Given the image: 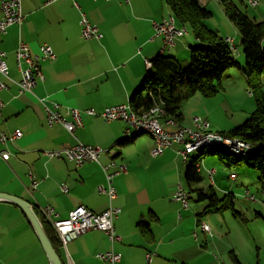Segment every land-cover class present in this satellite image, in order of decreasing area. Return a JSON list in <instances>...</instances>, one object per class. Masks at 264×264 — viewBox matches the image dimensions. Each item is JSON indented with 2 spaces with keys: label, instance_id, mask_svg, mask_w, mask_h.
Returning <instances> with one entry per match:
<instances>
[{
  "label": "crops",
  "instance_id": "0c3cea01",
  "mask_svg": "<svg viewBox=\"0 0 264 264\" xmlns=\"http://www.w3.org/2000/svg\"><path fill=\"white\" fill-rule=\"evenodd\" d=\"M21 10L23 23L0 35V50L5 52L9 68V78L3 79L6 88L0 91L4 103L0 134L22 132L13 142L0 141L4 152L0 156V193L26 200L38 210L50 206L61 219L79 206L94 213L110 205L121 210L114 219L119 241L112 244L106 233L91 230L69 242L66 249L60 245L63 264H104L97 255L111 249L121 255V264H146L149 253L153 254L150 264H201L188 254L186 242L202 253L195 230L199 219L203 220L175 200L189 160L178 153L181 147L175 145L154 157L149 134L126 137L125 122H105L99 115L85 113L128 104L148 73L146 62L156 56L168 54L188 65L196 38L183 37L164 48L163 39L154 37L153 23L171 15L165 0H131L129 4L123 0H21ZM82 15L98 28L100 38L81 36ZM19 42L26 43L33 55H39L44 44L55 53L54 59L39 62L45 81L37 78L31 92L21 93L17 85L21 79L16 62ZM54 103L60 105L63 116L71 108L81 112L82 125L74 134L61 124H47L45 106ZM207 104L204 97L194 96L182 104L183 118L174 121L176 126L162 120L164 129L194 127L193 116L210 117ZM209 127L213 129L210 123ZM77 142L105 150L99 163L78 167L64 158L48 159L43 154ZM112 161L125 164L127 172L112 178L116 197L110 201L97 187L106 183L102 166ZM201 233L207 240L208 233ZM0 264H50L24 213L3 200Z\"/></svg>",
  "mask_w": 264,
  "mask_h": 264
},
{
  "label": "trees",
  "instance_id": "16d2710c",
  "mask_svg": "<svg viewBox=\"0 0 264 264\" xmlns=\"http://www.w3.org/2000/svg\"><path fill=\"white\" fill-rule=\"evenodd\" d=\"M225 6V15L237 28L245 58L246 69H242L225 38L207 28L204 20L212 16L199 0H165L178 26H189L198 43L190 48V60L186 67L173 56L159 55L153 58L140 88L130 97L129 104L136 112H143L158 104L166 115L174 121L183 118L181 105L196 94L212 97L221 88V80L229 69L241 68L250 86H257L259 95L256 108L243 123L227 132H219L249 143L252 150L245 155H234L222 147L200 150L188 160L184 179L190 188L202 181L199 162L205 155L215 156L226 168L244 166L256 170L264 184V92L261 91L260 75L264 74V19L255 21L233 5L230 0H220ZM198 201H207L203 213H221L231 210L234 216L240 215L235 210L234 195L224 193L219 196L212 187L208 191L202 188L191 189ZM34 210L40 218L45 232L59 255L60 242L53 228L44 220L37 208ZM199 215V214H198ZM200 217V215H199ZM200 223V219H199ZM233 264H242L232 251Z\"/></svg>",
  "mask_w": 264,
  "mask_h": 264
},
{
  "label": "built area",
  "instance_id": "2783aa9c",
  "mask_svg": "<svg viewBox=\"0 0 264 264\" xmlns=\"http://www.w3.org/2000/svg\"><path fill=\"white\" fill-rule=\"evenodd\" d=\"M123 1L129 4L131 0ZM248 4L255 7L258 5V2L255 0H248ZM23 20L24 15L21 10V0H1L0 35L6 34L8 28L13 25L20 26L23 23ZM153 24L154 37H160L163 39L164 48L172 47L175 40L185 37V34L182 33V26H172L165 18L160 22H154ZM80 25L81 36L84 39L89 40L91 38L101 37L98 28L92 25L85 15H82ZM225 42L229 45L233 54L238 53L237 45L233 38L227 37L225 38ZM5 58V52L0 50V91L6 88V83L3 79L9 78V68ZM54 58L55 53L49 45H42L40 47V54L33 55L26 43L19 42L16 51V62L21 74V79L17 82L19 92H31L36 84L37 78L41 81H45V76L40 69L39 62L41 60H50ZM146 65L147 68H149L150 61L146 62ZM3 107L4 103L0 99V117L2 116ZM59 108L60 105L57 103H54L51 107L45 106V118L47 124L49 126L61 124L68 133L74 134L75 130L82 125L81 112L76 108H71L67 111V116H69L70 119H67V116L61 115ZM85 113L89 115H99L105 122H125L127 125L125 134L133 129H152L154 146L151 150V155L154 157L161 155L165 150L170 149L175 145H179L181 149L178 150V153L183 159H185L187 154H189L190 151H193V146L197 144V142L210 139H218V141H221L222 143L229 144L231 148H242V150H244L252 147L243 146L235 138L224 134H222V136H214L213 133H210L209 123L197 116L193 118V121H196L199 126H202V133H190L189 128L179 129V127L174 131H168L164 129L162 120H165L168 125H176L171 123L167 118L155 117L153 106L146 111L136 112L132 109H126L125 104H119L105 107L100 113H97L94 109H87L85 110ZM21 136L22 132L20 130H15L11 134L2 132L0 134V141L3 143L13 142ZM103 152H105V150L99 147L77 142L72 146L62 147L57 150L44 151L43 154L48 159L64 158L79 167L87 163H99L100 155ZM3 155L4 152L0 151V156L3 157ZM197 166L200 170L201 161ZM111 168H114L113 172H110ZM102 170L105 175L106 183L99 185L97 190L100 194L107 195L111 201L116 197V189L113 185L112 178L115 175L125 174L127 172V166L125 164L115 165V162L112 161L109 165L102 166ZM207 172L210 179L213 181L216 171L209 169ZM36 186L37 183L33 182V187L35 188ZM62 191L66 193L68 188L64 185L62 186ZM175 200L180 203L183 209H189V198H184L179 186L175 194ZM39 212L42 218L53 228L61 247L64 249H66L69 242L78 239L91 230H99L106 233L112 244L120 240V237L115 230L114 219L118 217L121 210L112 205L101 213H94L83 206H79L72 210L65 219L59 218V215L50 206L41 207ZM203 228L206 233L211 235V232H209L205 223H203ZM152 256V253L146 255V264L151 263ZM97 257L103 261L104 264H121V255L113 249L100 253Z\"/></svg>",
  "mask_w": 264,
  "mask_h": 264
},
{
  "label": "rangeland",
  "instance_id": "374dc122",
  "mask_svg": "<svg viewBox=\"0 0 264 264\" xmlns=\"http://www.w3.org/2000/svg\"><path fill=\"white\" fill-rule=\"evenodd\" d=\"M200 1L212 13L211 17L204 20L205 26L221 37L226 34L233 39L236 37L235 44L238 53L234 56L239 66L246 69L240 34L226 17L224 4L220 0ZM230 1L251 19L255 21L264 19V0H255L258 2L255 7L248 4V0ZM185 28L187 29L185 37L192 38L190 27L185 26ZM180 64L182 67L187 66L183 63ZM241 68L233 67L226 71L218 93L212 97H204L208 101L206 108L210 117H206V119L202 116L197 117L212 124L213 129H210V132H227L230 128L243 123L256 108L259 89L256 85L248 84L247 77ZM260 83L262 84L261 91L264 92V74L260 75ZM248 92L252 94L249 95ZM196 154L197 152H194L189 155L188 159L190 160L192 155ZM209 169L216 171L213 181L207 172ZM200 171L202 177L200 183L192 184L189 188L185 183L184 172L180 184L189 193V209L187 211L192 213V216L199 214L202 222L210 227L211 235L207 234V240L203 238L200 228L202 222H200L199 226H196L195 232L199 240L197 245H203L202 253H196V248H192V244L186 242L188 254L200 260L201 264H233L230 258V253L233 251L242 264H264V184L260 181L259 173L244 166L226 168L213 155L203 157ZM210 187L219 196L224 193H232L235 197V210L240 215L234 216L231 210L221 213H203L208 202L198 201L196 194L190 190L202 188L204 191H208ZM192 238L195 239L194 235Z\"/></svg>",
  "mask_w": 264,
  "mask_h": 264
},
{
  "label": "bare ground",
  "instance_id": "6f19581e",
  "mask_svg": "<svg viewBox=\"0 0 264 264\" xmlns=\"http://www.w3.org/2000/svg\"><path fill=\"white\" fill-rule=\"evenodd\" d=\"M165 19L170 23V25L177 26L174 16L169 15ZM186 32H187V29L182 26V33L186 35ZM150 67H151V62H150ZM251 94L252 93L249 92V95H251ZM125 107H126V109H132V107H131V105L129 103L125 104ZM153 110H155V117H157V118H167V119H169L171 121V123H174V120L166 115V112H165V110L163 109L162 106H160L158 104H155V105H153ZM193 124H194V127H180L179 129H187V128H189L190 133H202V126H199L196 121H193ZM138 133H147L153 138V130L152 129H148V128H139V129L130 130L128 133L125 134V136L129 137L131 134L132 135H136ZM210 133H213V132H210ZM213 134H214V136H222V134L219 133V132L218 133H213ZM235 139L238 140V142L240 144H242L243 146H251L249 143H246V142L242 141L239 138H235ZM212 147H222V148L230 151L234 155H245L246 153H249L252 150V147L244 149V150H242V148H231V146L229 144L222 143L221 141H218V139H210V140L197 142V144H195L193 146V151H190L189 154H187V157L184 160L186 161L188 159L189 155L193 154L194 152L198 153L202 149L212 148ZM210 170H214V169H210ZM178 186L181 189L184 198H189V193L183 188V186L181 184H179ZM205 225H206L207 229L210 232V227L206 223H205ZM200 228H201V230L203 232H205V230L203 228V222L201 223Z\"/></svg>",
  "mask_w": 264,
  "mask_h": 264
},
{
  "label": "water",
  "instance_id": "95a60500",
  "mask_svg": "<svg viewBox=\"0 0 264 264\" xmlns=\"http://www.w3.org/2000/svg\"><path fill=\"white\" fill-rule=\"evenodd\" d=\"M0 200L8 201L21 209L29 223L34 229V232L41 244V247L50 264H63L60 256L54 249L51 241L49 240L43 224L34 210V206L26 200H23L14 195L0 193Z\"/></svg>",
  "mask_w": 264,
  "mask_h": 264
}]
</instances>
